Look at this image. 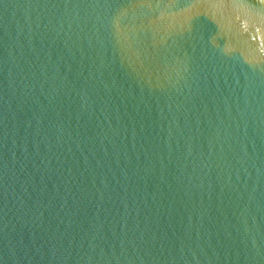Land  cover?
I'll list each match as a JSON object with an SVG mask.
<instances>
[{"label": "water", "instance_id": "water-1", "mask_svg": "<svg viewBox=\"0 0 264 264\" xmlns=\"http://www.w3.org/2000/svg\"><path fill=\"white\" fill-rule=\"evenodd\" d=\"M0 264H264V6L0 0Z\"/></svg>", "mask_w": 264, "mask_h": 264}, {"label": "bare ground", "instance_id": "bare-ground-1", "mask_svg": "<svg viewBox=\"0 0 264 264\" xmlns=\"http://www.w3.org/2000/svg\"><path fill=\"white\" fill-rule=\"evenodd\" d=\"M256 1H257V4L264 6V0H256Z\"/></svg>", "mask_w": 264, "mask_h": 264}]
</instances>
